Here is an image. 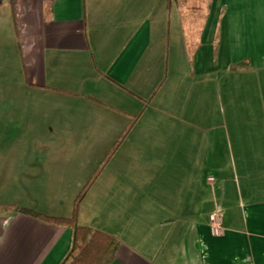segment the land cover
I'll use <instances>...</instances> for the list:
<instances>
[{"label":"crops","instance_id":"crops-1","mask_svg":"<svg viewBox=\"0 0 264 264\" xmlns=\"http://www.w3.org/2000/svg\"><path fill=\"white\" fill-rule=\"evenodd\" d=\"M177 3L0 0V8L10 9L26 84L35 91H61L56 93L68 105H88L75 108L77 118L78 111L96 116L95 124L69 126L102 131L94 136L110 142L128 124H113L116 115L138 116L78 210L79 225L119 240L110 264H264V107L253 110L248 122L252 140L244 142L231 138L227 124L218 128L207 118L200 131L189 118L191 108L155 104L174 80L169 74L171 15ZM189 5L187 0V22L194 15ZM186 67L193 79L241 69L252 78V100L263 101L264 0H211ZM161 82L145 103L152 91L147 84H155L154 91ZM210 110L205 108L204 115ZM241 114L239 122L248 121L243 118L247 112ZM157 125L159 134L162 129L171 133L156 137ZM158 138L161 146L172 149V171L137 173L156 185L153 190L148 181L133 185L134 177L124 169L110 173L111 164L124 166L130 159L121 154L126 145L139 148L143 157ZM196 146L204 149L199 156ZM86 198L91 211L84 207ZM23 209L0 208V264H60L70 249L71 229L38 220ZM217 210L221 234L213 235L209 216Z\"/></svg>","mask_w":264,"mask_h":264},{"label":"rangeland","instance_id":"rangeland-1","mask_svg":"<svg viewBox=\"0 0 264 264\" xmlns=\"http://www.w3.org/2000/svg\"><path fill=\"white\" fill-rule=\"evenodd\" d=\"M210 1L190 0L189 12L194 15L190 14L188 22L183 19L188 11L187 0H178L174 7L169 72L174 80L166 85L155 104L173 110L191 108L189 118L201 126L200 131L203 132V120L207 118L218 128L227 124L232 139L246 142L252 140L249 123L253 110L264 107V100L259 101L257 97L252 100V92H255L252 91V78L242 74L241 69L235 71L236 68L226 76L187 77L192 70L186 67V61L190 62L192 51L198 45ZM9 14V8H0V208L16 205L48 216L68 217L78 194L119 138L105 142L94 136L102 131L73 129L69 125L95 124L96 116L81 111H78V118L74 115L76 107L88 105H68L60 93H56L61 91H35L26 84ZM147 87L153 91L155 84H147ZM152 91L148 92L145 103L153 99ZM138 104L141 108L144 105ZM68 108L72 111L66 113ZM205 108L211 109L208 115H204ZM241 112H247L243 118L248 121L239 122L238 118L243 116L239 115ZM131 118L116 115L113 124L122 126ZM239 126L244 129L241 133H238ZM164 132L171 133L169 129H162L159 134L157 125L156 137ZM194 132L199 134L198 129ZM214 137L217 136L212 131L210 139ZM160 141L158 138L154 146L145 148L143 157L139 148L126 145L121 154L130 157L128 162L124 166L111 164L108 170L113 173L124 169L134 177L133 185L139 187L148 181L149 190H153L156 185L137 173L172 171V149L161 146ZM194 149L195 156L204 150L199 146ZM84 207L91 211L90 199H85Z\"/></svg>","mask_w":264,"mask_h":264},{"label":"trees","instance_id":"trees-1","mask_svg":"<svg viewBox=\"0 0 264 264\" xmlns=\"http://www.w3.org/2000/svg\"><path fill=\"white\" fill-rule=\"evenodd\" d=\"M172 0H168V7H170ZM162 82L158 85L152 96H155L160 89ZM137 117H132L130 122L121 133L119 139L112 146L110 152L106 156L101 166L95 171L93 177L83 187L78 194L73 206L72 214L68 217L48 216L39 212L23 209L38 220L46 223H51L63 228H69L72 232L70 249L60 264H110L116 256L119 249V240L103 231L95 230L90 227L81 226L77 222L79 205L84 197L89 192L91 186L94 184L103 169L109 163L111 158L123 143L124 139L131 131L137 120ZM13 206H7L6 209H13Z\"/></svg>","mask_w":264,"mask_h":264},{"label":"built area","instance_id":"built-area-1","mask_svg":"<svg viewBox=\"0 0 264 264\" xmlns=\"http://www.w3.org/2000/svg\"><path fill=\"white\" fill-rule=\"evenodd\" d=\"M209 182L214 181L213 177H209L207 179ZM221 212L220 211H214L209 216L210 221V229L213 235H220L221 234Z\"/></svg>","mask_w":264,"mask_h":264}]
</instances>
